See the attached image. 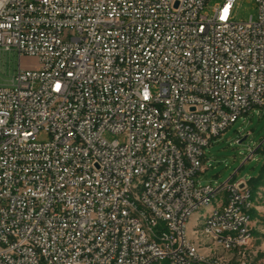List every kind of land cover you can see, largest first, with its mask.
Here are the masks:
<instances>
[{
  "label": "built area",
  "instance_id": "built-area-1",
  "mask_svg": "<svg viewBox=\"0 0 264 264\" xmlns=\"http://www.w3.org/2000/svg\"><path fill=\"white\" fill-rule=\"evenodd\" d=\"M236 2L0 0V53L19 59L0 85V264H106L116 249L118 264H231L185 238L190 210L218 188L227 199L208 229L230 247L252 243L247 182L195 180L210 142L264 107V0L247 22L233 19ZM123 203L132 211L118 220ZM167 230L177 239L163 245Z\"/></svg>",
  "mask_w": 264,
  "mask_h": 264
},
{
  "label": "rangeland",
  "instance_id": "rangeland-1",
  "mask_svg": "<svg viewBox=\"0 0 264 264\" xmlns=\"http://www.w3.org/2000/svg\"><path fill=\"white\" fill-rule=\"evenodd\" d=\"M217 1L212 0V5ZM257 15L255 0H237L233 12L235 21L247 22L250 17L256 19ZM22 62L28 66H37L34 59L23 58ZM18 66L19 59L15 53H0V85H9ZM105 137L109 141L122 140L111 134H106ZM40 139H47V135L42 133ZM203 167L195 177L199 185L218 186L228 180L233 183L246 181L248 186L251 185L252 199L258 209L250 239L253 241L247 248L226 249L202 233L206 217L211 211L218 209V201H226V193L218 195L209 206L201 207L190 217L186 229L188 239L194 241L206 255L214 258L236 264H264V107L250 111L223 134L214 138L204 149ZM257 176L256 180H251ZM162 263L171 264L169 260L156 264Z\"/></svg>",
  "mask_w": 264,
  "mask_h": 264
},
{
  "label": "bare ground",
  "instance_id": "bare-ground-1",
  "mask_svg": "<svg viewBox=\"0 0 264 264\" xmlns=\"http://www.w3.org/2000/svg\"><path fill=\"white\" fill-rule=\"evenodd\" d=\"M170 113H178V106H170ZM169 142H171V134H161V137L157 139V148H165ZM125 152H133V145H125ZM165 171H167V162H159L157 164V175H164ZM235 183L227 181V185H234ZM146 189V180H139L137 182H133L131 185V197H139V192L144 191ZM226 193V188H218L215 191H212L211 195L207 197V199L201 204L199 207H195L190 210L188 219L184 221V228L187 229V223L190 217L198 211L201 207L209 206L214 198L218 195ZM227 199V196H226ZM220 203L218 201V209H215L210 212V214L206 217L204 222V228L202 233L207 237L212 239L218 245L226 248V249H237L239 247H230L229 241L218 238V234L216 231L208 229L209 225L215 220L217 214H220ZM244 203H248V216L245 217L244 229L247 231V240L252 238V228H251V216L250 212L253 208L252 200H251V191H247V195H244ZM162 203H153V212H161ZM132 211V203H123L118 211V220H125L127 218V212ZM141 232H149V225H141ZM226 235L228 236H237V228L234 226H226ZM185 238L187 243L193 247V251L198 254V256H202L206 258V261H214L216 260L219 263H231L224 261L219 258H214L206 255L199 246L195 244L194 241L189 240L187 237V230L185 231ZM171 239H177V232L175 230H167V236H162V244L170 245ZM153 243H161V236H153ZM123 249H116L115 254H109V259L106 260V264H118V258H122ZM169 260V254H155V261L149 264L161 263L162 261ZM174 264V262H170ZM163 264V263H162ZM190 264H197V261H190ZM236 264V263H231ZM238 264V263H237Z\"/></svg>",
  "mask_w": 264,
  "mask_h": 264
},
{
  "label": "crops",
  "instance_id": "crops-1",
  "mask_svg": "<svg viewBox=\"0 0 264 264\" xmlns=\"http://www.w3.org/2000/svg\"><path fill=\"white\" fill-rule=\"evenodd\" d=\"M251 200H252V204H253V208H252V210H251V212H250V216H251V219H252V216H253V219L251 220V228H252V232H254V227H255V221H254V217H256V215H257V206H256V204H255V201L251 198ZM254 237V236H253Z\"/></svg>",
  "mask_w": 264,
  "mask_h": 264
},
{
  "label": "trees",
  "instance_id": "trees-1",
  "mask_svg": "<svg viewBox=\"0 0 264 264\" xmlns=\"http://www.w3.org/2000/svg\"><path fill=\"white\" fill-rule=\"evenodd\" d=\"M239 141H241V139H238ZM263 169V168H262ZM262 171V170H261ZM261 173V172H260ZM259 173V174H260ZM259 176V175H258ZM258 176L256 178H253L251 180H256L258 178ZM250 183H252V181H250ZM249 187L251 188L250 191H251V198H252V194H253V188L251 187V185H249Z\"/></svg>",
  "mask_w": 264,
  "mask_h": 264
},
{
  "label": "water",
  "instance_id": "water-1",
  "mask_svg": "<svg viewBox=\"0 0 264 264\" xmlns=\"http://www.w3.org/2000/svg\"><path fill=\"white\" fill-rule=\"evenodd\" d=\"M244 187V184L242 183L241 185H240V188H243Z\"/></svg>",
  "mask_w": 264,
  "mask_h": 264
}]
</instances>
